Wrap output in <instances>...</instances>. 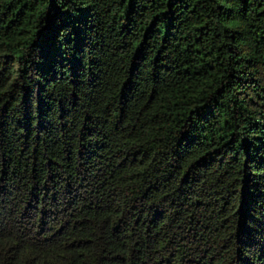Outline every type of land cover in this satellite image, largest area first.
I'll use <instances>...</instances> for the list:
<instances>
[{
	"label": "trees",
	"instance_id": "trees-1",
	"mask_svg": "<svg viewBox=\"0 0 264 264\" xmlns=\"http://www.w3.org/2000/svg\"><path fill=\"white\" fill-rule=\"evenodd\" d=\"M0 264H264V0H0Z\"/></svg>",
	"mask_w": 264,
	"mask_h": 264
}]
</instances>
